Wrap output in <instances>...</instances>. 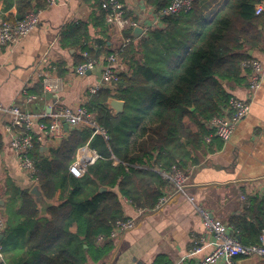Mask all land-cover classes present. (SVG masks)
Returning a JSON list of instances; mask_svg holds the SVG:
<instances>
[{
	"label": "trees",
	"instance_id": "obj_1",
	"mask_svg": "<svg viewBox=\"0 0 264 264\" xmlns=\"http://www.w3.org/2000/svg\"><path fill=\"white\" fill-rule=\"evenodd\" d=\"M143 1L157 11L171 2ZM42 2L17 0V18L6 20H22L44 7ZM202 2L196 0L188 13L162 17L167 27L148 31L141 43L142 59L132 63V75H121L113 89L103 87L89 95L87 110L106 131L108 140L84 127L70 129L49 155L36 145L31 157L37 182L48 201L59 192V203L42 214L28 190L8 187L10 198L2 213L5 227L0 233L1 264L103 261L113 250L114 241L109 237L116 223L125 219L123 200L137 209H155L167 186L160 171L186 173L193 164L192 152L204 147L212 132L209 122L228 107L232 95L227 84L246 83L249 69L243 63L251 59L248 49L259 46L264 30V13L256 15V6L264 0H227L210 21L196 29ZM11 6L8 2L5 10ZM97 7L100 13L90 22L64 28L62 47L80 48L95 59L101 56L106 44L97 42L96 48L88 44L90 25L103 32L109 26L101 2ZM133 32L129 28L124 36L135 40ZM78 57L79 63L84 62ZM110 99L125 102L122 114H113ZM84 146L101 158L82 178H75L69 167ZM136 165L148 169L138 170ZM249 203L246 214L230 225L245 246L259 244L264 232V197ZM241 259L235 258L233 264Z\"/></svg>",
	"mask_w": 264,
	"mask_h": 264
},
{
	"label": "crops",
	"instance_id": "obj_2",
	"mask_svg": "<svg viewBox=\"0 0 264 264\" xmlns=\"http://www.w3.org/2000/svg\"><path fill=\"white\" fill-rule=\"evenodd\" d=\"M121 1L127 13L132 14L129 17L146 27L145 34L132 39L120 51L124 40L130 38L124 36V31L129 28L120 30L107 22L108 30L103 32L101 28L90 25L88 44L95 48L97 42L106 44L101 56L96 58L100 67L91 75L73 73V69L80 64L78 56L84 58L83 54L88 52L62 47L61 34L67 25L90 22L98 16L100 0H58L54 5H47L43 0L44 7L35 10L40 16L39 26L15 45L5 47L0 44V103L6 107H18L32 115L35 134L40 132V122H52L47 116L65 108H76L83 102L88 103L90 94L87 91L101 83L102 75L99 73H102V67L110 56H117V68L121 75H132V63L141 61V43L148 31L167 27L161 18L156 19L154 10H157L145 1ZM8 2L13 6L6 11ZM226 2L203 0L196 29L201 23L210 21ZM17 12V0H0V24L6 19H16ZM250 51L251 59L260 61L264 67V30L259 46L249 48L248 54ZM247 84L248 80L243 86L227 84V88L232 97L245 100L249 95ZM48 86L54 90H46ZM41 91L42 94H37ZM10 124L9 115H0L2 218L3 206L10 198L8 187L13 185L28 191L33 187L11 148L15 131L6 130ZM68 131L63 124L54 139L41 145L45 149L43 154L49 155L52 149H57L68 137ZM192 157L194 162L186 169L190 178L189 195L233 232L231 223L246 214L250 199L264 197V77L262 87L251 103L250 113L238 124L230 141L225 143L214 137L206 141L204 147L194 150ZM59 196L58 192L49 203L58 204ZM123 208L125 218L137 220L136 229L116 237L113 250L106 259L101 262L90 260L89 264H197L217 244L214 235L205 229L195 206L185 197L177 196L160 210H145L142 215L125 199ZM255 264H264V261L256 260Z\"/></svg>",
	"mask_w": 264,
	"mask_h": 264
},
{
	"label": "built area",
	"instance_id": "obj_3",
	"mask_svg": "<svg viewBox=\"0 0 264 264\" xmlns=\"http://www.w3.org/2000/svg\"><path fill=\"white\" fill-rule=\"evenodd\" d=\"M47 5H54L58 0H45ZM101 9L106 13V21L113 27L120 30L126 28L135 29L141 26L128 16L127 10L121 0H100ZM196 0H171L168 7L161 11H155L156 19L162 17L180 16L193 10ZM264 13V2L256 6V15ZM40 24V16L37 12H30L25 15L22 20L10 22L4 20L0 24V44L8 47L15 45L22 39L31 34ZM153 26H151L152 29ZM144 30L146 27H144ZM131 38H126L120 51H123L130 43ZM85 61L78 64L73 73L76 75H85L88 72L95 71L100 67V61L89 56L88 53L83 54ZM248 72V97L241 100L236 97H231L228 107L221 116H215L209 122V129L212 131L206 137V141L217 137L223 142H229L232 138L238 124L244 120L251 111V103L255 94L259 91L263 84L264 67L262 63L256 59H250L243 63ZM101 83L98 86L91 87L87 93L94 95L101 90L103 86L115 87L119 82L120 71L117 68V56L112 55L106 60V64L102 67ZM46 90L52 91V86L46 87ZM9 115L10 125L6 128L7 131H15L14 138L11 142V148L16 154L22 169L28 175L29 181L37 184L36 165L31 157L32 152L37 144L44 145L47 140L54 139L57 133L63 127V121L69 125L70 129H81L91 127L95 133L102 134L106 140L109 139L106 131L99 127L95 117L87 110V103L83 102L76 108H65L57 114L47 116L51 118V123L40 122L38 124L39 133H34V117L27 112L22 111L18 107H6L0 103V115ZM101 157L88 146H84L77 151L75 161L70 165L69 172L75 178H82L88 170V167L94 165ZM115 161V158H112ZM117 162L115 161V164ZM134 168L138 170H147L146 166L136 165ZM163 179L167 182L163 196L159 199L155 210H160L162 207L170 203L175 197H185L192 203L199 216L202 218L205 229L212 233L216 238L217 244L210 254L205 256L197 264H233L234 259L242 257L243 259L264 260V232L260 238V243L257 245L245 246L233 234L231 229L219 219L213 218L210 213L205 210L200 204L196 203L194 197L189 195V175L180 170H175L172 173L160 171ZM139 215H142L145 210L137 209ZM5 221L0 216V233L4 230ZM137 227L135 218H125L116 223L109 239H115L123 233L133 231ZM4 261L2 254V246L0 245V264Z\"/></svg>",
	"mask_w": 264,
	"mask_h": 264
},
{
	"label": "water",
	"instance_id": "obj_4",
	"mask_svg": "<svg viewBox=\"0 0 264 264\" xmlns=\"http://www.w3.org/2000/svg\"><path fill=\"white\" fill-rule=\"evenodd\" d=\"M145 34L144 28H143V24L141 26H138L134 29L133 35L135 39L140 38L141 36H143ZM252 51L249 52V55H251ZM93 72H88L87 75H91ZM100 76L102 75V73H99ZM107 88H112V87H108ZM109 108L114 111L115 115H119L122 114L124 112L125 109V102L124 101H120V100H116V99H110L108 102ZM63 124L65 126V130L68 131L69 130V125L65 122L64 119H62ZM187 142V141H186ZM44 146H41L40 151L43 154L44 153ZM101 192H105L106 188H101L100 190ZM29 194L35 198L36 202L38 203L40 210L42 212V214H45L47 209L50 206H53L49 203L48 200H46V198L44 197L39 184H35L33 185V187L31 188V190L29 191ZM238 240L239 237L237 238ZM0 240H2V236H0ZM256 260L255 259H241L237 262V264H255Z\"/></svg>",
	"mask_w": 264,
	"mask_h": 264
}]
</instances>
